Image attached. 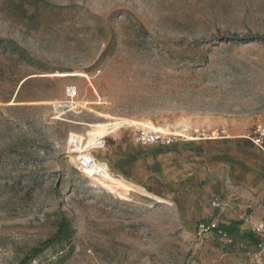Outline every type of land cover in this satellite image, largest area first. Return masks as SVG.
<instances>
[{
	"label": "rangeland",
	"instance_id": "374dc122",
	"mask_svg": "<svg viewBox=\"0 0 264 264\" xmlns=\"http://www.w3.org/2000/svg\"><path fill=\"white\" fill-rule=\"evenodd\" d=\"M71 85L83 108L54 120ZM109 122L124 127L89 154L150 196L118 197L71 160L70 133ZM138 125L264 126V0H0V264H264L257 244L199 234L212 207L193 154L156 162Z\"/></svg>",
	"mask_w": 264,
	"mask_h": 264
},
{
	"label": "crops",
	"instance_id": "0c3cea01",
	"mask_svg": "<svg viewBox=\"0 0 264 264\" xmlns=\"http://www.w3.org/2000/svg\"><path fill=\"white\" fill-rule=\"evenodd\" d=\"M238 132L234 129L235 136L228 140L198 141L191 145L175 143L178 145L172 147L152 145L150 157L156 162L175 163L177 155L188 159L187 154H193L197 177L211 200L222 204L221 209L212 208L208 212L210 220L217 223L215 231L236 242L257 244L259 236L254 228L264 218V151ZM133 148L134 155L146 149L138 145ZM153 149L163 153L157 154ZM107 158L123 175L137 176L128 160Z\"/></svg>",
	"mask_w": 264,
	"mask_h": 264
},
{
	"label": "bare ground",
	"instance_id": "6f19581e",
	"mask_svg": "<svg viewBox=\"0 0 264 264\" xmlns=\"http://www.w3.org/2000/svg\"><path fill=\"white\" fill-rule=\"evenodd\" d=\"M124 127L122 123L118 122H109V123H102L97 124L90 127V131L86 133V136H80L78 134L70 133L69 141H68V149L70 154L73 155L71 160L77 164L81 161V157H85L89 164H87L83 168H79L80 173L90 177L94 183L100 184L106 190H108L112 194L118 195V197H125L127 195H139V196H150L145 190L137 185L134 184H127L121 177L114 176L108 167V165L104 162H100L95 160L89 153L93 150H98L99 152L104 151V146L102 145V140L110 135H115L119 130ZM135 127H142L147 131L155 132V133H162L163 135H173L177 136L181 139L190 142H198V141H206V140H222L218 137H191V136H182L179 133H168L163 132L161 130L153 128H147V125H138ZM129 128V129H131ZM249 140L253 145L255 143ZM69 154V155H70ZM123 176V175H122ZM158 201V200H157Z\"/></svg>",
	"mask_w": 264,
	"mask_h": 264
},
{
	"label": "built area",
	"instance_id": "2783aa9c",
	"mask_svg": "<svg viewBox=\"0 0 264 264\" xmlns=\"http://www.w3.org/2000/svg\"><path fill=\"white\" fill-rule=\"evenodd\" d=\"M52 108V118L54 120H64L66 115L72 113H79L82 110V105L79 101V93L76 86H68L64 90V97L62 100L55 101L51 104ZM135 140L143 145H164L170 146L173 143H177L174 141L177 136L172 135H163L162 133H155L145 130L142 127H135L134 131ZM252 140L255 143V146L260 150L264 151V126L256 125L253 130L249 134ZM204 137H218L220 139L228 140L230 139V135L227 134L226 130L220 129L217 131H212L210 133L202 132L198 138ZM104 140V139H103ZM102 140V145L104 141ZM177 140V139H176ZM92 156V155H91ZM89 164L88 160L85 157H81V161L78 162V167L81 169ZM210 206L213 209H221L222 204L213 199L210 201ZM217 230V223L215 221H211L209 223H200L199 224V234L206 233L208 231ZM254 232L260 237L259 241L256 245L257 252L256 257L260 263L264 262V218L261 219L258 224L254 228Z\"/></svg>",
	"mask_w": 264,
	"mask_h": 264
}]
</instances>
